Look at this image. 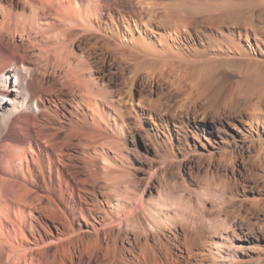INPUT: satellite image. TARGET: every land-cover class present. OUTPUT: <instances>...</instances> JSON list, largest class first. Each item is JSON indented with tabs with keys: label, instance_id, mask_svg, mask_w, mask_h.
Returning <instances> with one entry per match:
<instances>
[{
	"label": "bare ground",
	"instance_id": "bare-ground-1",
	"mask_svg": "<svg viewBox=\"0 0 264 264\" xmlns=\"http://www.w3.org/2000/svg\"><path fill=\"white\" fill-rule=\"evenodd\" d=\"M192 1L0 0V264H264V0Z\"/></svg>",
	"mask_w": 264,
	"mask_h": 264
},
{
	"label": "rangeland",
	"instance_id": "rangeland-1",
	"mask_svg": "<svg viewBox=\"0 0 264 264\" xmlns=\"http://www.w3.org/2000/svg\"><path fill=\"white\" fill-rule=\"evenodd\" d=\"M227 1H228V3L231 1L230 4L234 5V6H237V7H245V6H247L249 4L248 1L247 2L246 1L240 2V1H237V0H227ZM181 3L183 4L182 7H181V11L180 12L173 11V12H171L172 15L179 16L180 13H182V14L187 15L188 18L190 20H192L195 17L199 16L200 14L204 13V11L199 8V6H198L199 4H195L192 0H181ZM157 7H159L158 10H160V13L162 15H165V13H164L165 11H164L163 7H161V5H158ZM262 17L258 15L256 17V19H257V22L260 25L264 26V16H262ZM217 39L219 40V37L218 38L217 37H211V42H212L213 46L218 47L217 44L213 43V41H217ZM220 74H219V81L218 82L223 80V78L227 79V77H228V79L232 80V86H233V89H234V102H236V104H238L240 106H248V105H250V104H252L254 102H257V101L261 100L260 98H264L263 97L264 96V94H263L264 93V74L263 75L261 74L259 76L261 78V79L259 78L260 80H257L258 77H257V79L254 78V77H251V78H249L250 80L248 79V80H245V81H243L240 78L234 76L230 72L228 73V71L225 70V69L222 70L220 72ZM253 79L254 80L256 79L257 81L256 80L254 81ZM250 83L252 84L251 87H250ZM249 88L252 89V90H249ZM237 101H238V103H237ZM260 114H263V113H260ZM235 119H237V120H235ZM240 119H241V117H239V116L236 117V118H233V119H227L226 117H222L221 119H217L216 121H212V117L210 116L205 122H201L195 116V117H193L191 119L189 128L192 131H195L197 129H202V128H206L207 130H216L217 127H218V129L220 130L219 133H218V136L223 137L226 140H228V142L230 144H232V145H229L231 147V149L235 150L236 149L235 148L236 144H235L234 141H237V140L234 139L235 135L233 134L234 131H232L234 126H232V125H235V124L241 125ZM228 121H229V123L230 122L231 123L230 124L227 123ZM218 140H220V139L218 138ZM212 141H216V140L212 139ZM191 145H193V140L191 142ZM212 147L213 146L209 144L208 146H206L204 148L205 149L207 148L206 150H209ZM204 148H201V149H204ZM190 153H191L190 155H191V159H192L191 160V164L192 165H196L195 161L198 158V156H197V154L194 153L193 147L190 149ZM247 155H249V153H247ZM241 162L242 161H240L238 163V165H237L238 168L237 167L236 168L237 169H242V171H244L245 169H244L243 164H241ZM246 172L247 171H244L245 174H246ZM259 174L260 173H256V176L253 179H252V177H250V175L248 173L246 174L248 176H246V175L242 176V179H245V181L243 180V183H245L243 185L245 186V190L247 189L246 190L247 192H249V190L250 191L257 190L259 188L258 186H263L264 185L263 184V179L261 178V174L260 175ZM253 180H255V181L253 182Z\"/></svg>",
	"mask_w": 264,
	"mask_h": 264
}]
</instances>
